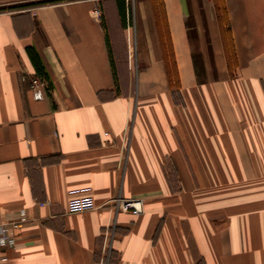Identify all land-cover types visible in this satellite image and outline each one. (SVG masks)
<instances>
[{
  "label": "crops",
  "instance_id": "0c3cea01",
  "mask_svg": "<svg viewBox=\"0 0 264 264\" xmlns=\"http://www.w3.org/2000/svg\"><path fill=\"white\" fill-rule=\"evenodd\" d=\"M121 1L0 10V221L28 216L6 264H264V0Z\"/></svg>",
  "mask_w": 264,
  "mask_h": 264
},
{
  "label": "built area",
  "instance_id": "2783aa9c",
  "mask_svg": "<svg viewBox=\"0 0 264 264\" xmlns=\"http://www.w3.org/2000/svg\"><path fill=\"white\" fill-rule=\"evenodd\" d=\"M130 0H127V2ZM133 1V0H131ZM94 17H101V10L95 7L92 10ZM26 80V77H22ZM29 87L32 91L34 99H41L44 96V90L47 89L45 80L33 75L29 78ZM107 203L114 211H127L132 214H140L144 209V200L142 198H123L116 197L109 200ZM43 205V203H40ZM97 206L94 203L91 189L89 187L71 190L70 197L67 201L66 210L68 213H79L95 209ZM27 215L22 210L7 211L3 214L0 221V247L10 245L14 241L15 231L19 229L23 223L27 222ZM0 264H6V256L0 251Z\"/></svg>",
  "mask_w": 264,
  "mask_h": 264
},
{
  "label": "trees",
  "instance_id": "16d2710c",
  "mask_svg": "<svg viewBox=\"0 0 264 264\" xmlns=\"http://www.w3.org/2000/svg\"><path fill=\"white\" fill-rule=\"evenodd\" d=\"M61 1H65V0H35V1H31V2H25V3H21V4H16V5H11L8 7H1L0 10L3 9H15V8H24V7H28V6H38V5H46V4H52V3H57V2H61ZM118 9H119V14L121 16V18L124 20V16H125V4L124 1L122 0L121 3H118ZM219 17L221 20V23L223 25V27H227V24L225 22V11H224V6L219 5ZM29 57L35 67L36 70V75L38 77L47 79L46 77V73L44 71V67L43 64L40 60V57L38 55V53L31 47L27 48Z\"/></svg>",
  "mask_w": 264,
  "mask_h": 264
},
{
  "label": "rangeland",
  "instance_id": "374dc122",
  "mask_svg": "<svg viewBox=\"0 0 264 264\" xmlns=\"http://www.w3.org/2000/svg\"><path fill=\"white\" fill-rule=\"evenodd\" d=\"M131 3V2H130ZM132 8V7H131ZM130 18H131V11H130Z\"/></svg>",
  "mask_w": 264,
  "mask_h": 264
}]
</instances>
